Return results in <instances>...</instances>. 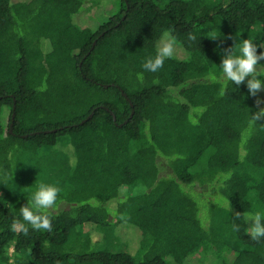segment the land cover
I'll return each mask as SVG.
<instances>
[{
    "label": "trees",
    "instance_id": "16d2710c",
    "mask_svg": "<svg viewBox=\"0 0 264 264\" xmlns=\"http://www.w3.org/2000/svg\"><path fill=\"white\" fill-rule=\"evenodd\" d=\"M91 1L0 0V264H264V0H111L87 28ZM62 138L63 188L24 195L12 158Z\"/></svg>",
    "mask_w": 264,
    "mask_h": 264
},
{
    "label": "rangeland",
    "instance_id": "374dc122",
    "mask_svg": "<svg viewBox=\"0 0 264 264\" xmlns=\"http://www.w3.org/2000/svg\"><path fill=\"white\" fill-rule=\"evenodd\" d=\"M110 2L111 0H92L91 6L88 8H84L85 14H81L77 16L76 21L79 22V19H82L81 25L86 23L87 28L92 25H96L103 19V17L108 16V11L105 10L101 12L102 7ZM82 10V11H83ZM96 14V18L89 17L88 21H85V18L88 16H92ZM85 16V18L83 17ZM161 51H173L175 49L174 45L171 44L169 40H164L159 45ZM264 49V47H263ZM13 159V174L15 173L21 175L23 181V194L32 193L33 196H37L39 194H44L42 197H50L51 194H54L60 191L63 187L61 186L63 183V179L65 174H67L69 167L73 165L75 160L72 146L68 143L66 138H62L58 141V143L53 148L48 149H40L35 152L24 153L18 157V155H14ZM87 231L91 232L94 236V240L99 241L100 243L93 248V250L97 249H108L113 252H123V251H132L133 242L125 241L127 238L132 240V238H128L126 235H120L119 239L116 236L110 237L109 235L105 237V241L101 242L103 231H97L95 227H86ZM124 232V230L122 231ZM136 244H134L135 246ZM130 247L128 249V247ZM112 247V249H110ZM92 249V248H91ZM92 250V251H93ZM11 250L9 254H11Z\"/></svg>",
    "mask_w": 264,
    "mask_h": 264
},
{
    "label": "water",
    "instance_id": "95a60500",
    "mask_svg": "<svg viewBox=\"0 0 264 264\" xmlns=\"http://www.w3.org/2000/svg\"><path fill=\"white\" fill-rule=\"evenodd\" d=\"M93 114V113H92ZM92 114L87 118V119H89L91 116H92ZM114 118V117H113ZM115 120V119H114ZM12 127V124L10 125V128Z\"/></svg>",
    "mask_w": 264,
    "mask_h": 264
}]
</instances>
